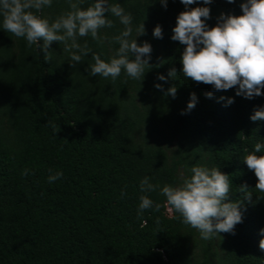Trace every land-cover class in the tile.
I'll use <instances>...</instances> for the list:
<instances>
[{"label": "trees", "instance_id": "1", "mask_svg": "<svg viewBox=\"0 0 264 264\" xmlns=\"http://www.w3.org/2000/svg\"><path fill=\"white\" fill-rule=\"evenodd\" d=\"M109 3L130 13L134 28L143 23L136 40L150 43L151 53L141 81L123 71L115 80L89 76L91 53L72 64L56 41L44 61L35 45L0 29V264H264L258 247L264 192L254 188L257 177L242 160L264 143V120L249 119L264 95L248 99L234 87L215 90L179 72L183 45L170 36L184 9L180 0H167L166 8L159 0ZM239 3L212 0L206 23L211 27L221 12L239 14ZM67 9L66 0H53L41 14L55 18ZM106 16L113 25L98 30L103 42L78 38L103 59L118 47L111 38L122 28ZM157 24L161 38L152 35ZM172 68L176 77L168 76ZM190 93L197 100L187 109ZM194 164L228 175V199L240 201L241 211L232 232L201 239L169 212L159 188L146 193L159 211L137 215L140 178L175 184ZM25 168L29 174L22 175ZM49 169L63 173L52 184Z\"/></svg>", "mask_w": 264, "mask_h": 264}, {"label": "clouds", "instance_id": "2", "mask_svg": "<svg viewBox=\"0 0 264 264\" xmlns=\"http://www.w3.org/2000/svg\"><path fill=\"white\" fill-rule=\"evenodd\" d=\"M212 0H180L184 9L175 17L170 39L183 45L179 60L183 76L195 82L211 85L215 90H227L234 87L235 94L251 99L264 95V0H240L239 14L231 11L221 12L211 27L206 23L210 18ZM229 4L234 0H227ZM68 9L55 18L42 15V9L49 8L53 0H0V29L23 38L27 46L35 45L43 53L44 61L49 60V45L56 41L63 45L72 64L80 63L82 56L91 53L92 63L88 65L89 76H101L115 80L123 73L131 79L141 81L145 69L149 68L151 45L147 41L137 43L136 37L145 31L143 23L132 25V16L119 3L109 0H91L87 7H81L85 0H66ZM167 7V0H159ZM196 5L189 7L190 5ZM110 14L118 19L121 30L112 36L118 45L107 59L92 52L85 41L82 45L78 38L88 36L93 41L103 42L104 36L98 30L111 28ZM135 33V35H133ZM155 38L162 37L159 24L152 29ZM42 41V43H40ZM176 69L168 71L169 77H176ZM158 80L165 76L158 75ZM160 88V84H154ZM175 87L169 86L167 94L175 96ZM211 97V92L205 93ZM220 99H223L221 97ZM197 97L190 93L187 109L194 107ZM233 102L228 97L227 104ZM249 119L264 120V105L254 109ZM247 168L257 177L254 188L264 192V143L257 141L242 158ZM47 182L52 184L62 175V171L48 170ZM188 175L181 173L175 184L162 186L150 182L148 176L139 179L137 215L144 210L159 211L161 205L153 202L146 194L159 188L165 197V206L170 213H177L184 224L195 228L201 239L208 240L219 232H232L234 225L241 221L240 201L228 199L230 195L229 177L217 167L192 165ZM22 175L29 174L23 169ZM245 199L251 195L247 187L240 186ZM124 195L123 189L120 193ZM261 239L258 247L264 252V227L259 229Z\"/></svg>", "mask_w": 264, "mask_h": 264}]
</instances>
